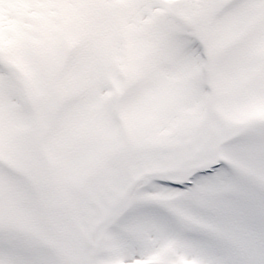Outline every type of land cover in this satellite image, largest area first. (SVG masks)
<instances>
[{"label":"snow or ice","instance_id":"1","mask_svg":"<svg viewBox=\"0 0 264 264\" xmlns=\"http://www.w3.org/2000/svg\"><path fill=\"white\" fill-rule=\"evenodd\" d=\"M0 264H264V0H0Z\"/></svg>","mask_w":264,"mask_h":264}]
</instances>
